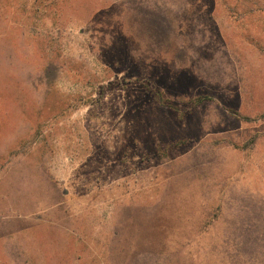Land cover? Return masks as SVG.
Listing matches in <instances>:
<instances>
[{
	"label": "rangeland",
	"instance_id": "obj_1",
	"mask_svg": "<svg viewBox=\"0 0 264 264\" xmlns=\"http://www.w3.org/2000/svg\"><path fill=\"white\" fill-rule=\"evenodd\" d=\"M241 216L264 0H0V264H223Z\"/></svg>",
	"mask_w": 264,
	"mask_h": 264
},
{
	"label": "trees",
	"instance_id": "obj_2",
	"mask_svg": "<svg viewBox=\"0 0 264 264\" xmlns=\"http://www.w3.org/2000/svg\"><path fill=\"white\" fill-rule=\"evenodd\" d=\"M253 221L241 216L227 221L226 233H222L214 244L221 252L223 264H264V232L263 228L255 230ZM262 231V232H261ZM179 250L188 249L189 242L182 243ZM174 264H187L175 262Z\"/></svg>",
	"mask_w": 264,
	"mask_h": 264
}]
</instances>
